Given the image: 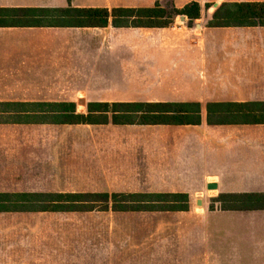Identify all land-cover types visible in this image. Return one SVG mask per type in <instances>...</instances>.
Here are the masks:
<instances>
[{"label":"crops","instance_id":"1","mask_svg":"<svg viewBox=\"0 0 264 264\" xmlns=\"http://www.w3.org/2000/svg\"><path fill=\"white\" fill-rule=\"evenodd\" d=\"M166 1L0 0V9L48 11L44 27H0V264H223L227 246L237 263L264 264V210H197L225 195L264 198V124L209 125L207 110L264 104V28L208 27L224 3L264 0H173L177 9L202 6L193 27L181 17L166 29L61 21L69 8ZM105 103L200 104L202 123L66 124V104ZM101 195L110 205L114 196L187 195L188 212L166 213L189 223L68 227L83 214L68 204H107L72 197Z\"/></svg>","mask_w":264,"mask_h":264},{"label":"trees","instance_id":"2","mask_svg":"<svg viewBox=\"0 0 264 264\" xmlns=\"http://www.w3.org/2000/svg\"><path fill=\"white\" fill-rule=\"evenodd\" d=\"M210 9V6H207ZM47 10L0 9V27H44ZM61 21L69 28L166 29L174 26L179 17L189 20V26L201 19L202 6L191 3L183 9L173 4L164 7L157 3L151 8H69L60 11ZM210 28H264V3H224L209 21ZM68 125H200V104H88L86 113H78L76 104H66ZM209 125L264 124V104H209ZM80 202L95 200L110 208V196L72 197ZM123 198L122 204L116 200ZM71 199V198H70ZM147 200V201H144ZM115 211L126 212H188L187 195L114 196ZM131 200V201H130ZM135 200V201H132ZM88 201V202H90ZM181 202L182 204H179ZM223 211H263L260 196L225 195L218 198ZM118 203V202H117ZM96 204H68L67 211H95ZM95 206V207H94ZM212 207V211H214Z\"/></svg>","mask_w":264,"mask_h":264},{"label":"rangeland","instance_id":"3","mask_svg":"<svg viewBox=\"0 0 264 264\" xmlns=\"http://www.w3.org/2000/svg\"><path fill=\"white\" fill-rule=\"evenodd\" d=\"M173 4V0H167L164 4H162L164 7H167L169 5ZM202 17V16H201ZM198 24L196 21L194 23ZM139 31H135L134 33H131V36H138ZM78 105V111L79 112H87V104H77ZM125 200L123 198H119L116 200V204H122ZM131 201V200H130ZM135 201V200H132ZM144 201H147L144 199ZM118 202V203H117ZM179 204H182L179 202ZM96 206V207H95ZM95 211L92 213H85L83 212L82 217H79L77 220H68V227H71L74 222V224H77L79 228H82L84 230H90V231H100L103 232L108 229H119V228H125L130 230H154V229H171V228H177V227H187L189 221H185L184 219H178L176 215L169 214V213H162L155 215L153 213H145V212H113V211H101L103 210V207L106 205H95ZM115 205H110V207L115 208ZM212 207H214L215 210L221 209L220 204H216L212 202L211 204H202L198 206V211L202 212L204 209L207 211L210 209L212 211ZM219 208V209H218ZM223 223L218 218H211V225L213 224H220ZM227 225V224H226ZM194 227H198V224H194ZM260 226V225H259ZM264 226L261 224V227ZM228 228L230 229H236L240 226V224H237L234 221H228ZM256 228H259L258 225H256ZM225 248V247H224ZM226 249V248H225ZM227 249L231 252V257L229 261L222 262L223 264H243V263H237L235 259V255H232V252L235 251V248L227 246ZM261 263V262H259ZM216 264H220L216 262Z\"/></svg>","mask_w":264,"mask_h":264},{"label":"water","instance_id":"4","mask_svg":"<svg viewBox=\"0 0 264 264\" xmlns=\"http://www.w3.org/2000/svg\"><path fill=\"white\" fill-rule=\"evenodd\" d=\"M181 19H183V21H184L185 17H181ZM216 187L217 186L215 184H210L209 185L210 190L215 189ZM198 205H202L201 201H199Z\"/></svg>","mask_w":264,"mask_h":264}]
</instances>
